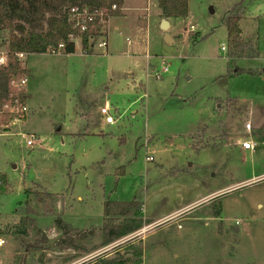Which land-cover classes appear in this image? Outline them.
Listing matches in <instances>:
<instances>
[{"label":"rangeland","instance_id":"1","mask_svg":"<svg viewBox=\"0 0 264 264\" xmlns=\"http://www.w3.org/2000/svg\"><path fill=\"white\" fill-rule=\"evenodd\" d=\"M124 14L106 50L95 38L87 52L77 41L27 60L28 114L0 134V264H264V0H188L166 29L155 0H126ZM236 14L259 58L228 57ZM138 195L143 227L100 248L104 202ZM26 206L34 221L22 226ZM58 217L96 230L89 255L42 250V235L61 237Z\"/></svg>","mask_w":264,"mask_h":264},{"label":"trees","instance_id":"2","mask_svg":"<svg viewBox=\"0 0 264 264\" xmlns=\"http://www.w3.org/2000/svg\"><path fill=\"white\" fill-rule=\"evenodd\" d=\"M162 15L168 17H185L188 14V0H155ZM241 3H238V7ZM124 0H0V134L8 133L15 120H25L26 116L18 115L11 111L16 100L25 104L28 99L26 89H18L17 84L31 74L26 67V58L31 54H73L76 43L69 41L72 36L78 39L87 52L90 46V38L107 36V31L101 28L92 29L91 25L85 32L73 27L70 21L69 11L72 8L87 9L90 13H103L110 18L121 15ZM115 6L116 9H112ZM242 15H231L226 18V47L229 58L256 59L260 54L254 44L242 38V30L239 21ZM199 37V36H198ZM59 45L62 48L59 49ZM2 51V52H1ZM24 53L25 59H19L16 55ZM264 71V70H262ZM248 74H261V71H243ZM264 74V73H263ZM200 148L208 147L203 142L196 145ZM195 147V146H193ZM5 176L0 174V191L5 190ZM27 192V191H26ZM34 196L42 202V198L57 202L58 196L49 193H34ZM103 219L100 232L102 241L100 248H105L115 242L140 230L142 221L141 195L130 202L105 201ZM25 211L19 208V212L25 213L21 218L22 226L27 222H33L28 216L33 212L29 207ZM55 227L61 232V237L52 244H47L44 235L39 243L45 247L42 250H57L58 252L72 251L76 255L87 256L89 247L95 237L96 230L80 231L63 221L60 217L54 221ZM37 233L41 231L36 230ZM127 261L105 264H127ZM140 264V262H137Z\"/></svg>","mask_w":264,"mask_h":264},{"label":"built area","instance_id":"3","mask_svg":"<svg viewBox=\"0 0 264 264\" xmlns=\"http://www.w3.org/2000/svg\"><path fill=\"white\" fill-rule=\"evenodd\" d=\"M112 9H116L115 6L112 7ZM69 16H70V21L73 24V27L75 29H79L80 32H85L89 29L90 25L92 29H96V28H101L102 30H106L107 31V26L110 20V16H106L103 13H90L88 12L87 9H77V8H72L69 11ZM107 36H98V37H92L90 38V41H92L95 38H102L103 40L98 44V47L106 50L107 49V41L104 40V38ZM69 41H74L75 43L77 41H79L78 39H74L72 36L69 38ZM59 49L62 48V45H59L58 47ZM221 49L223 51L226 50V48L224 46L221 47ZM54 54V53H53ZM19 59H25L26 55L24 53H19L16 55ZM3 62V58H0V63ZM165 71V70H164ZM27 80L26 78L22 79L18 84H17V88L18 89H24L26 87L27 84ZM11 111L14 113H17L18 115H23L26 116L28 114V109L26 107V104H21L19 103L18 100H16V103L11 107ZM101 115L104 117L105 119V123L108 125H113L115 123V120L113 119V117L109 114V109L107 106L103 107L100 110ZM18 121V120H15ZM245 129L247 131H250L251 129V125L250 124H246L245 125ZM31 139H33V137H31ZM32 141L28 140L27 141V145H31ZM240 146L242 149L253 152L255 149V144L252 143L251 141H243L240 143ZM147 161L151 162L153 161L152 157H148L146 158ZM1 214V213H0ZM238 225V221L235 223ZM4 245V241L3 239L0 238V248Z\"/></svg>","mask_w":264,"mask_h":264},{"label":"crops","instance_id":"4","mask_svg":"<svg viewBox=\"0 0 264 264\" xmlns=\"http://www.w3.org/2000/svg\"><path fill=\"white\" fill-rule=\"evenodd\" d=\"M125 1L126 0H124V4H125ZM125 16V14H124V5H123V7H122V10H121V15L119 16V17H116V18H121V17H124ZM169 18H174V17H168V18H166V17H164V19L163 20H165V21H168L169 20ZM112 19H114V18H112ZM109 24V23H108ZM168 26H169V24H168ZM32 55H40V56H44V55H49V54H31V55H28L27 56V58H26V67H27V69L30 71V69H29V66L27 65V60H28V58H29V56H32ZM32 76V75H31ZM31 76L28 78V80H27V84H26V87H25V89H26V93L28 94V88H27V85H28V83H29V80H30V78H31ZM228 100V99H227ZM226 100V101H227ZM17 121H14L13 123H12V125L14 124V123H16ZM11 125V126H12ZM108 125V124H107ZM238 143H240V142H238ZM239 145V144H238ZM240 146V145H239ZM240 148H241V146H240ZM242 149V148H241ZM244 150V149H243ZM245 152H250V151H247V150H244ZM220 191V192H219ZM219 191H217V192H215L214 194H212V197H210L209 199H203L204 201H202V202H200L201 204H203V203H207L210 199H212V198H214V197H217V196H219V195H221V193H223L222 191L223 190H219ZM191 207H189L188 209H186L185 211H187V210H189ZM180 211L181 210H179L178 212H174L173 214H171L172 216L170 217V218H172L173 216H176L178 213H180ZM222 213V212H221ZM142 215L144 216V204H143V207H142ZM144 218H147V217H145L144 216ZM159 221V220H158ZM1 222V221H0ZM154 222H157V221H153L152 223H154ZM1 223H3V222H1Z\"/></svg>","mask_w":264,"mask_h":264},{"label":"water","instance_id":"5","mask_svg":"<svg viewBox=\"0 0 264 264\" xmlns=\"http://www.w3.org/2000/svg\"><path fill=\"white\" fill-rule=\"evenodd\" d=\"M168 27V23L166 21H163V24H162V29H166ZM179 39L177 40H172L168 35L165 36V41L167 43H172L173 41H178Z\"/></svg>","mask_w":264,"mask_h":264}]
</instances>
